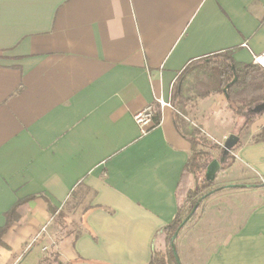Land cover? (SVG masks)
Segmentation results:
<instances>
[{
    "label": "crops",
    "instance_id": "obj_1",
    "mask_svg": "<svg viewBox=\"0 0 264 264\" xmlns=\"http://www.w3.org/2000/svg\"><path fill=\"white\" fill-rule=\"evenodd\" d=\"M229 49L238 63L264 51V0H0V231L20 202L0 264H146L164 249L190 143L156 100L170 103L190 61ZM221 97L186 109L221 150L238 137L215 179L264 183V141L250 139L264 119L247 127ZM150 104L159 122L142 136L133 116ZM78 188L74 232L57 217ZM239 189L199 203L180 264H264V186Z\"/></svg>",
    "mask_w": 264,
    "mask_h": 264
},
{
    "label": "trees",
    "instance_id": "obj_2",
    "mask_svg": "<svg viewBox=\"0 0 264 264\" xmlns=\"http://www.w3.org/2000/svg\"><path fill=\"white\" fill-rule=\"evenodd\" d=\"M234 51L235 49L224 50L190 61L172 89L170 105L175 111V123L180 133L189 139L190 153L176 186L177 210L173 220L165 230V247L157 251L153 248L150 260L146 264H177L170 246L171 237L182 221L190 214L198 199L204 196L203 200H205L227 186L223 184L214 187L213 181H207L205 176H202L201 180L194 185H190L191 176L198 172H205L207 165L213 159V154L219 151L221 146L207 139L202 128L188 119L186 109L198 100L213 95H222L226 101L227 109L239 116L249 108L264 102V69L252 63L235 62L232 58ZM193 82H196L197 94L188 96L187 86ZM157 114H154V121L158 124L159 115ZM257 116L264 119V112ZM255 117H248L245 123H249ZM250 139L252 142H263L264 125ZM262 184L257 182L249 184L246 188L262 186ZM211 191L213 193L208 194ZM18 203L6 214V226L0 231V236L16 219L15 209ZM194 214L195 211L183 226L193 218ZM64 218L62 213L58 214L57 219L63 220ZM49 257L51 263L58 264L56 253H51Z\"/></svg>",
    "mask_w": 264,
    "mask_h": 264
},
{
    "label": "rangeland",
    "instance_id": "obj_3",
    "mask_svg": "<svg viewBox=\"0 0 264 264\" xmlns=\"http://www.w3.org/2000/svg\"><path fill=\"white\" fill-rule=\"evenodd\" d=\"M197 90L198 89H197L196 82H193L191 85L187 86V95L188 96H194V95L197 94ZM219 101L220 102H225L222 97H221V99ZM252 108H249L248 110L243 112L241 115H239L240 118L239 117L238 118L240 119V122H242L244 120V118H246V117H251V116L255 117V116H257L256 114H252L249 111ZM210 113H211V115H212V117L214 119H215V117L220 119V122H218L219 124L221 123L222 125L226 126V125H228L230 123L229 118H228L229 110H216L215 112L214 111H210ZM260 118H262V117H260ZM198 122H199V124L200 123L202 124L201 119H199ZM251 122L252 121H250L249 123H246V126L248 127ZM220 151H221V149L213 154V159H218L219 158ZM203 173H205V172H198L194 176H191V178H190L191 184L190 185L192 186L196 182L200 181L201 177L203 176ZM196 175H198V176L195 178ZM232 177L233 176H231V175L224 177V179H226V180H224L223 178L220 179V177L219 178L217 177L213 181V186L214 187L220 186V185H218L219 183H222L223 181L227 182L230 179H232ZM244 189L245 188H241L239 190H244ZM231 190H238V189L237 188H235V189L234 188H229V189L227 188V189H223V190L218 191V192H223L224 193L226 191H231ZM81 192H83V191L79 190V188H78L76 190V192H75L76 193L75 196H73V198L70 200L69 204L65 207V209H63L64 213L61 212L65 217L68 218V220L66 222L67 227L70 228L71 230H73L74 232H75L74 229H75V227L78 224L77 220L79 218V215L83 211V194ZM76 232H77V230H76Z\"/></svg>",
    "mask_w": 264,
    "mask_h": 264
},
{
    "label": "water",
    "instance_id": "obj_4",
    "mask_svg": "<svg viewBox=\"0 0 264 264\" xmlns=\"http://www.w3.org/2000/svg\"><path fill=\"white\" fill-rule=\"evenodd\" d=\"M235 80V79H234ZM252 114L259 115L262 112H264V102L260 103L256 106H254L252 109L249 110ZM238 144V137L234 134L229 135L223 144L222 150L220 152V156L218 159H212L209 162V165H207L206 170H205V179L209 182L214 181L216 173L219 171L221 167V163L223 161V158H227L230 154L231 151L235 149V147ZM264 186V183H263ZM248 185H241V184H236V185H227L226 188H246ZM213 191L209 192L208 194H212ZM204 199V196L198 199L194 207L192 208L190 214L182 221L176 232L173 234V236L170 239V246L172 248L173 254L175 256L177 264H180L176 249H175V239L182 228L183 224L190 218L192 213L196 211L198 204Z\"/></svg>",
    "mask_w": 264,
    "mask_h": 264
},
{
    "label": "built area",
    "instance_id": "obj_5",
    "mask_svg": "<svg viewBox=\"0 0 264 264\" xmlns=\"http://www.w3.org/2000/svg\"><path fill=\"white\" fill-rule=\"evenodd\" d=\"M242 46L245 47V49L247 48L246 43H243ZM251 63L254 65H258L264 69V51L260 53V55H252ZM156 102L160 106H164V104L169 107L171 106L170 103H165L160 99H157ZM153 114H155L154 107L150 104L146 106L142 111L136 113L133 116V120L137 126V129L142 136L146 135L150 130H152V128L157 125V123L154 121Z\"/></svg>",
    "mask_w": 264,
    "mask_h": 264
}]
</instances>
